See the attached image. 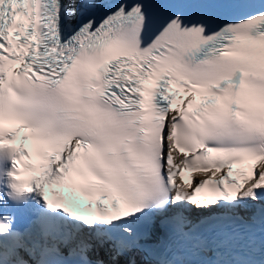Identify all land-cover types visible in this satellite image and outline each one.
I'll return each instance as SVG.
<instances>
[{
  "label": "snow or ice",
  "instance_id": "1",
  "mask_svg": "<svg viewBox=\"0 0 264 264\" xmlns=\"http://www.w3.org/2000/svg\"><path fill=\"white\" fill-rule=\"evenodd\" d=\"M0 264H264V0H0Z\"/></svg>",
  "mask_w": 264,
  "mask_h": 264
}]
</instances>
